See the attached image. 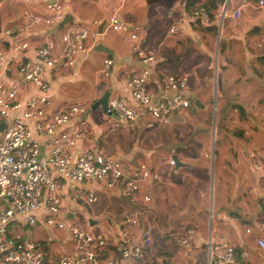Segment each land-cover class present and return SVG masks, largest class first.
<instances>
[{"label": "crops", "instance_id": "crops-1", "mask_svg": "<svg viewBox=\"0 0 264 264\" xmlns=\"http://www.w3.org/2000/svg\"><path fill=\"white\" fill-rule=\"evenodd\" d=\"M147 1L149 2L147 3ZM189 1L195 3L193 6H202L207 2V0L73 1L72 8L77 7L79 12L71 16L72 23L70 24H84L94 19L99 20L101 24L112 14L118 13L120 20L125 24V30L114 34V32L103 28L102 33H98L97 39L92 43L89 42L91 51L87 57L79 58L71 69L54 70L47 76L53 96L50 112L55 113L70 104L83 105L85 107L84 114L70 124L71 127H78L79 120H85L87 124L85 139L77 144V150L90 148L103 152L106 156L118 159L128 169L139 163H144L152 172L157 173L159 181L142 183L134 200L125 198L119 189L109 190L99 184L80 185L74 190L67 189L63 192L62 207L70 215L71 222L74 221L83 226L82 218L87 224L86 229L83 227L85 230L90 232L105 231L110 239L125 228L122 225L125 216L137 214L140 221L139 226L130 232L136 240L141 230L150 229L153 245L147 254V264H221L208 259L207 240L209 236L214 239L226 238L238 253L246 251L248 259L242 264H264V251L258 249L255 244L257 239L264 240V192L260 190L264 173L252 171V161H249L250 157L248 159V149L245 143L241 152L236 153L234 149L232 155L222 154L220 147H217L216 155L215 152L212 154L213 157L215 156L213 164L212 156L209 158L205 154L206 140H203L202 144L192 140L202 146L198 156L195 157L188 153V144L181 139V130L185 128L186 120L192 117L195 112L202 114L201 118L205 120L206 106L211 103L208 94L204 92L198 90L194 95L195 87L189 88L190 77L181 63L184 59V57H180L183 45L181 38L189 33L190 35L194 34L191 26L195 20L187 19L179 26L175 41L174 39L170 42L164 39L159 41L153 34L158 25L157 18L163 15L170 21L167 27L168 33L171 22L188 9L186 6ZM257 2L258 0H231L230 9L242 6L240 16L242 22L236 26L235 21L231 19L225 21L224 38H229L232 42L229 40V44L225 43L222 51L232 57L231 60H226L228 68L226 75L222 78L224 91L220 92L217 98L221 97L223 92L226 94L225 87L227 85L229 91L230 86L233 85L230 82L235 78L229 73L230 67H233L235 63L249 66L255 61L252 58L255 55H252L251 52L253 45L251 44L248 49L244 39L249 31L259 34L261 26H264V8L260 9ZM60 3L65 4L62 1ZM23 4L32 11H24L21 19L16 18L11 6L6 7V10L8 9L7 23L13 24L14 27L18 26L12 29L21 27L27 14L37 15L32 12L40 11L38 10L40 7L44 15L39 16L46 17L48 15L44 0H26L23 1ZM151 6L156 13L151 17L139 13L140 10ZM68 9L69 7H67L66 14ZM83 19H88V21H83ZM212 23L214 25L215 22ZM16 24L18 25L15 26ZM195 24L204 27L212 25L211 23L203 25L199 21H196ZM133 25L143 27V47L155 55L154 69L147 82L154 102H168L171 97V93L162 89L160 80L163 76L184 74L188 76V86L184 94L190 101V106L174 111L167 125L160 124L146 114H141L136 123L128 125L116 117L103 113L100 107L92 110L94 103L105 93H109V97L120 95L128 98L129 92L125 81L143 68V65L133 55V44L131 45L129 39V31ZM37 28L40 30L35 31L34 29ZM34 29L30 33V39L34 42L38 39L40 41L38 45L50 39L58 41V32L61 30L59 28L56 32L55 28L47 30L45 27ZM7 47L8 45L5 46V48ZM170 49H175V52L169 53ZM95 54H100V57H96L99 68L91 70ZM259 58L256 57V61L259 60L260 63H263L264 57ZM106 59H111L113 62L110 76L99 80L96 74ZM89 73L93 74L92 79L89 78ZM248 73L252 74L250 70ZM89 83L92 85L88 88L85 84ZM91 98L94 100L93 104H89L93 111L92 114L88 113L85 105L90 102ZM194 101H198L199 107L194 105L195 109L192 111L191 104ZM131 103L137 108L134 102ZM221 103L217 101L214 106L217 108ZM227 109V103H223L221 113ZM98 111L102 114L100 115ZM168 126L170 127L167 128ZM173 131L178 132L180 136L176 137L173 145H169L168 143L172 141L171 132L174 133ZM237 146L241 147V143H238ZM255 153V156H258L260 152ZM262 153L264 154V152ZM170 159L175 160L174 167L168 165ZM257 162L264 165V156L262 159H257ZM212 168H214L217 178L215 185L217 204L208 209L207 205H202V202L208 191V178ZM195 172L198 175L194 176ZM185 178L190 179L185 182ZM89 191L94 192L96 197V202L91 204L94 206L86 205L84 202ZM74 195L77 196V199H74ZM225 195H231L230 199L225 198ZM144 197L149 200L145 201ZM254 197L257 200L252 204L251 199ZM225 201L227 202L225 203ZM193 202H197V204L194 205ZM232 214L234 217L231 216ZM209 216L212 218L210 226ZM25 229L27 228L21 223H13L10 226L12 234L40 244L46 260L53 252L70 254L72 251L70 237L63 232H48L38 226L35 229L40 232L29 236L24 231ZM188 229L194 230L195 236L191 248L187 250L176 245L173 242V237ZM247 230L249 233H246ZM165 256L168 257L166 263L164 262ZM98 260L124 264L118 260L112 246L98 254ZM44 264H48L47 261Z\"/></svg>", "mask_w": 264, "mask_h": 264}, {"label": "built area", "instance_id": "built-area-1", "mask_svg": "<svg viewBox=\"0 0 264 264\" xmlns=\"http://www.w3.org/2000/svg\"><path fill=\"white\" fill-rule=\"evenodd\" d=\"M44 1L46 17L27 14L18 29L0 31V126L4 125L0 129V264H44L45 261L48 264H116L98 260L97 251L107 246L114 248L116 257L124 264H147L153 241L150 229L141 230L136 240L131 235L130 231L140 223L137 214L125 216L122 220L125 228L110 239L105 231L90 232L82 225L73 224L62 207V194L67 189L93 183L109 190L119 189L125 198L134 200L142 183L158 182L159 176L144 163L128 169L103 152L90 148L77 150V144L85 139L87 124L85 120H79L78 127L70 124L84 114L83 105L70 104L55 113L50 112L53 96L47 76L54 70L71 69L79 58L89 55V42L97 39L100 21L68 24L58 32L56 43L46 40L33 49L31 30L56 28L67 12V6L59 0ZM216 1L220 24L228 19L238 21L242 6L230 9L231 0ZM8 2L0 0V7ZM257 3L260 9L264 8V0ZM187 19L207 25L209 11L200 5L184 10L172 22L168 34H175ZM104 29L121 33L125 24L118 13H114L105 20ZM142 36V26L130 28L133 55L143 68L126 79L128 98L120 95L108 98L107 112L128 125L136 123L141 114L167 125L174 111L190 106L184 94L188 76H163L162 89L171 93V97L168 102H154L147 82L154 69L155 55L145 50ZM112 65L111 59L104 60L97 79L108 78ZM249 157L252 171L264 173V165L255 160L256 156ZM168 165L174 167L175 160L170 159ZM260 190L264 192V179ZM76 197L74 195V199ZM144 200L149 199L144 197ZM84 202L86 205L96 202L94 192H87ZM13 223L63 232L72 241V251L70 254L53 252L46 260L40 244L10 232ZM194 236L195 231L188 229L175 235L173 242L188 250ZM255 244L264 251V240L257 239ZM207 252L209 261L221 264H242L248 259L246 251L238 253L223 237L209 236Z\"/></svg>", "mask_w": 264, "mask_h": 264}, {"label": "rangeland", "instance_id": "rangeland-1", "mask_svg": "<svg viewBox=\"0 0 264 264\" xmlns=\"http://www.w3.org/2000/svg\"><path fill=\"white\" fill-rule=\"evenodd\" d=\"M60 1H62L67 5V7H69L67 15L72 16L73 14L79 12V9L77 7H75L74 9L72 8V6H74L73 1L79 0ZM8 6H11V9L17 16L16 18L19 17L20 19L24 11H30V8L28 9L23 4V1L9 0L7 6L4 5L3 7H0V31L18 27V24L15 25L17 27H14L12 26L13 24L7 23L6 17L8 9L6 10V7ZM38 10L40 11L32 13L37 15H44L41 7L40 9L38 8ZM139 13L141 15L145 14L148 17L156 14L152 6L147 9L140 10ZM214 15L216 19V22L214 23V25L216 26V31H209L208 27L201 26L200 24H195V21L193 22V26H191V28L194 30V34L190 35L189 33V35L183 36V38H181V42L183 43V45L180 50V57H184L181 63L186 68V72L190 77L189 88L195 87V89L193 90L194 95L198 90L204 92L205 94H208V97L211 100V103L207 104L204 112L205 120L201 118L202 114L196 112L192 117H189V119L186 120V126H184V130H181V139L187 142L188 153L194 155L195 157L198 156L199 150L202 148V146L198 145L192 140H196L200 142V144H202L203 140H206L205 154L209 158H211L214 152L216 155L217 147H220V151L222 154L232 155L234 149L236 153L241 152V150L244 149L243 144L245 143L246 148L248 149V159L249 156L255 157L253 156L256 155L255 152H260L256 157L257 159H262V157L264 156V154L262 153L264 152V62L260 63L259 60L256 61V57L257 59H260L259 57H264V26H261L262 28L259 34L249 31V33L245 35L246 38L244 39V43L248 47V49L251 44L253 45V47L251 48V52L253 53L252 55H255V57H252L255 61H253L249 66L237 65L235 63L233 67H230L229 73L235 78L230 82L233 83V85L230 86V91L227 85L225 87L226 94H224L223 92L221 94V97L217 98L220 92L224 91V88L222 87V78L224 77V75H226V70L228 68L226 60H231L232 55L225 53V51H220V49H223L222 47H225V43L229 44L230 39L226 37L224 38L223 29L226 26V23L224 22L223 25L220 24V12L216 11ZM83 21H88V19H83ZM169 22L170 21L164 15L157 18L158 25L153 34L155 39H158L159 41L164 39L167 40V42H170V40H173L175 36H177L178 33H167V27L170 24ZM241 22L242 17L239 18L238 21H235L236 26L241 24ZM34 30L39 31L40 28ZM34 30L32 29L31 32H33ZM50 40H53L55 43L57 42V40L55 39ZM175 40L176 39H174V41ZM31 41L32 48H37L38 42L40 41H38V39L35 42L33 40ZM230 42L232 41L230 40ZM130 43L132 45V42ZM34 45L37 46L35 47ZM174 52L175 49H170L169 51V53L171 54H173ZM96 57H100V54H95L93 56V63L90 67L91 70L99 68ZM174 62L176 63L175 60ZM101 67L102 65L100 66V68ZM249 70L252 72L251 75H249L248 73ZM92 76L93 74L89 73L90 79H92ZM85 85L89 88L92 84L89 83ZM93 101V98H91L90 102H87L85 104L87 107V111L90 114H92L93 111L90 109L89 104H93ZM217 101L219 103H222L216 108L214 105ZM223 103H227L228 109L227 111H223V113H221V105ZM191 109L192 111L195 109L194 102L191 104ZM98 113H100V115L102 114L100 111H98ZM169 127L170 126H168L167 128ZM238 133H240L241 136H236V134ZM178 136H180L178 132H171L172 141H170L168 144L173 145L174 140ZM238 143H241V147L237 146ZM212 159L214 164L215 156H212ZM257 159L255 158V160ZM250 160L251 159H249V161ZM210 170L212 172L208 178L209 187L207 189V194L204 196L202 202V205H207L208 209L213 208V206L217 204V193L215 188L217 178L214 173V168ZM196 175L198 174H196L195 172L194 176ZM189 179L185 178L184 181L187 182ZM230 197L231 195H225V198L230 199ZM256 200V197L251 199L252 204H254ZM226 202L227 201H225V203ZM193 203L194 205L197 204V202ZM81 221L84 224L83 227L86 229L87 224L82 218ZM211 221L212 218H210L209 216V226L211 224ZM72 223L76 224L74 221ZM24 231L29 236L40 232L37 229L34 230L32 228H27Z\"/></svg>", "mask_w": 264, "mask_h": 264}, {"label": "water", "instance_id": "water-1", "mask_svg": "<svg viewBox=\"0 0 264 264\" xmlns=\"http://www.w3.org/2000/svg\"><path fill=\"white\" fill-rule=\"evenodd\" d=\"M149 1H147L148 3ZM72 23V17L69 16V15H65L64 16V19L63 21L58 25V27L55 28L56 32L59 30V28H63L65 27L66 25ZM104 25H105V21L103 23H101L99 26H98V33L101 34L102 31H103V28H104ZM219 35V34H218ZM108 98H109V93H105L98 101H96L94 103V105L92 106V110H95L97 109L98 107H100L101 111L109 116L110 113L107 112V101H108ZM194 105H196L197 107H199V103L198 101H194ZM114 117V116H113ZM4 128V125H1L0 126V129L2 130ZM67 217L70 219V215L68 214Z\"/></svg>", "mask_w": 264, "mask_h": 264}, {"label": "trees", "instance_id": "trees-1", "mask_svg": "<svg viewBox=\"0 0 264 264\" xmlns=\"http://www.w3.org/2000/svg\"><path fill=\"white\" fill-rule=\"evenodd\" d=\"M216 0H207V2H205L202 6L203 7H205L208 11H209V18H210V23L211 24H213L212 22H216L215 20V15H214V13H216V11L218 10V7H217V5H216ZM195 3L194 2H191V1H189L188 3H187V6H186V8H190V7H193V5H194ZM208 29L210 30V31H216L215 29H216V26L215 25H211L210 27H208ZM253 32V31H252ZM220 51L222 52V49H220ZM236 136H241V134L240 133H238V134H236ZM232 217H234V215L232 214L231 215ZM108 248V246L106 247V248H103V249H101V250H98L97 251V253L98 254H100V253H102L103 251H105L106 249ZM168 257H166L165 256V259H164V262L166 263V262H168L167 259ZM167 259V260H166Z\"/></svg>", "mask_w": 264, "mask_h": 264}]
</instances>
